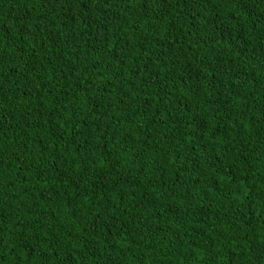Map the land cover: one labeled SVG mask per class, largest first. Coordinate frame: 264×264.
Returning <instances> with one entry per match:
<instances>
[{
	"label": "trees",
	"instance_id": "trees-1",
	"mask_svg": "<svg viewBox=\"0 0 264 264\" xmlns=\"http://www.w3.org/2000/svg\"><path fill=\"white\" fill-rule=\"evenodd\" d=\"M0 264H264V0H0Z\"/></svg>",
	"mask_w": 264,
	"mask_h": 264
}]
</instances>
